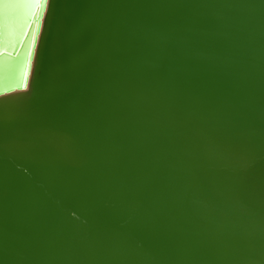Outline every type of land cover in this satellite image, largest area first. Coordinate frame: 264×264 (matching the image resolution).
Listing matches in <instances>:
<instances>
[{
  "label": "water",
  "instance_id": "water-1",
  "mask_svg": "<svg viewBox=\"0 0 264 264\" xmlns=\"http://www.w3.org/2000/svg\"><path fill=\"white\" fill-rule=\"evenodd\" d=\"M0 264H264V0H0Z\"/></svg>",
  "mask_w": 264,
  "mask_h": 264
}]
</instances>
